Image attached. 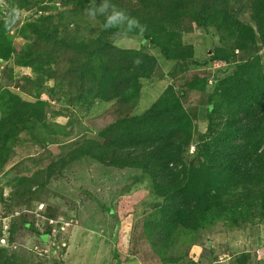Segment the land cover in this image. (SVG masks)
Segmentation results:
<instances>
[{
	"label": "trees",
	"instance_id": "1",
	"mask_svg": "<svg viewBox=\"0 0 264 264\" xmlns=\"http://www.w3.org/2000/svg\"><path fill=\"white\" fill-rule=\"evenodd\" d=\"M112 2L136 17L143 31L103 28V32L142 36L160 48L167 59L185 62L192 55V47L181 41L186 19L194 26L214 24L228 30L242 51L253 52L259 39L264 44V0H250L254 25L243 22L235 11V5L243 0ZM11 3L13 8L30 4L29 0ZM89 3L68 0L74 17L89 18L84 12ZM14 19L15 15L8 12L0 20V60L8 61L19 53L21 65L57 81L70 103L85 102L91 107L98 99L115 100L104 114L106 118L99 117L101 124L94 120L102 142L89 139L73 153L108 165L140 168L151 177L161 202L156 205V220L148 221L146 228L160 251L171 247L172 233L198 232L226 212L249 213L252 207L258 209L254 215L264 218V70L258 57L243 59L209 94L210 125L196 142L197 163H192L185 155L193 141L195 120L182 99L191 89L206 90L203 73H195L181 86L169 85L151 107L134 114L141 78H151L157 68L154 55L122 48L102 37H63L52 16L27 21L20 30L25 40L21 44L10 36ZM95 19L103 27V17ZM233 56L228 49L218 48L212 61L215 65L228 64ZM136 58L138 62L133 63ZM45 105L43 100H25L7 88L0 92V168L21 131L47 127ZM216 114L222 117L215 127ZM61 164L64 166V161ZM243 203L248 206L241 207ZM0 264H16L6 257L4 248H0Z\"/></svg>",
	"mask_w": 264,
	"mask_h": 264
},
{
	"label": "rangeland",
	"instance_id": "2",
	"mask_svg": "<svg viewBox=\"0 0 264 264\" xmlns=\"http://www.w3.org/2000/svg\"><path fill=\"white\" fill-rule=\"evenodd\" d=\"M11 1L0 2V20L8 12L15 15L9 32L21 44L25 40L20 30L27 21L52 16L63 37H102L154 55L157 68L151 78H141L134 114L151 107L169 85L181 86L195 73H203L206 90L191 89L182 99L195 120L185 155L188 162L197 163L196 142L208 132V97L217 82L245 58L258 57L264 70L260 39L253 52L242 51L228 30L214 24L194 26L185 20L181 41L192 47V55L178 62L167 59L142 36L105 34L97 19L74 17L68 0H29V5L16 8ZM235 11L243 22L254 25L250 0L235 5ZM218 48L232 52L233 61L215 65L212 56ZM18 58L15 53L8 61L0 60V92L7 88L25 100L45 101L47 127L21 131L0 168V248L6 257L16 264H264V218L254 215L258 209L252 207L244 214L226 212L195 233H172L171 247L160 251L146 228L148 221L156 220V205L161 202L151 177L140 168L108 165L73 153L89 139L102 142L94 120L101 124L99 117H105L115 100L98 99L91 107L70 103L57 81L21 65ZM221 117L215 115V127Z\"/></svg>",
	"mask_w": 264,
	"mask_h": 264
},
{
	"label": "clouds",
	"instance_id": "3",
	"mask_svg": "<svg viewBox=\"0 0 264 264\" xmlns=\"http://www.w3.org/2000/svg\"><path fill=\"white\" fill-rule=\"evenodd\" d=\"M16 11L18 10L13 9V12ZM84 12L92 19L103 17V28L105 30L116 29L127 32L143 31V25H141L140 21L113 3L112 0H90ZM137 62L138 58L133 60V63Z\"/></svg>",
	"mask_w": 264,
	"mask_h": 264
}]
</instances>
